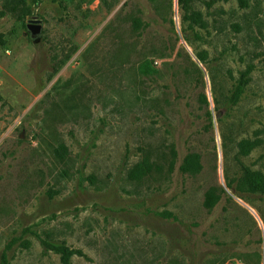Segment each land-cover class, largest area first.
<instances>
[{
  "label": "rangeland",
  "instance_id": "1",
  "mask_svg": "<svg viewBox=\"0 0 264 264\" xmlns=\"http://www.w3.org/2000/svg\"><path fill=\"white\" fill-rule=\"evenodd\" d=\"M187 1L0 0V264H264V0Z\"/></svg>",
  "mask_w": 264,
  "mask_h": 264
},
{
  "label": "trees",
  "instance_id": "2",
  "mask_svg": "<svg viewBox=\"0 0 264 264\" xmlns=\"http://www.w3.org/2000/svg\"><path fill=\"white\" fill-rule=\"evenodd\" d=\"M182 3V7L184 6V10L186 15L193 20L194 22L200 20L199 13L195 11V9L191 6L190 2L187 0H179ZM140 69L142 72L150 71V64L148 60H143L140 64ZM248 71V70H247ZM245 71L239 83L235 87V91L231 93L228 97V101L233 103L236 101L237 96L241 94L243 86L247 83V78L245 77ZM171 152L173 154V158L169 162L171 165L169 168L172 169V165L174 164L175 157V149L173 146L170 147ZM187 159L185 158L180 164L181 170L187 169ZM162 167L157 164L150 155H145L142 159L135 162L127 171V176L130 179L142 180L146 176L150 175L155 169L159 170ZM227 186L233 188L235 191H239L242 193H256V194H264V170L261 169H253L251 167L244 168L236 178L229 179L226 177ZM211 192L206 197L208 202L217 201L218 198H221L220 195H216L215 188H210ZM223 193H226L224 189H222ZM66 251V250H65ZM66 264H69L67 261V256H65Z\"/></svg>",
  "mask_w": 264,
  "mask_h": 264
},
{
  "label": "water",
  "instance_id": "3",
  "mask_svg": "<svg viewBox=\"0 0 264 264\" xmlns=\"http://www.w3.org/2000/svg\"><path fill=\"white\" fill-rule=\"evenodd\" d=\"M42 26V20L37 17L30 18L29 22L27 23V28L29 29L32 37H37L40 35Z\"/></svg>",
  "mask_w": 264,
  "mask_h": 264
}]
</instances>
